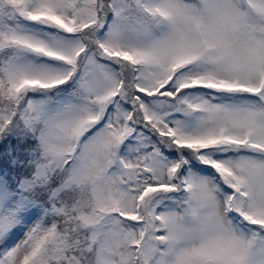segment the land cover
Here are the masks:
<instances>
[{
	"label": "snow or ice",
	"instance_id": "1",
	"mask_svg": "<svg viewBox=\"0 0 264 264\" xmlns=\"http://www.w3.org/2000/svg\"><path fill=\"white\" fill-rule=\"evenodd\" d=\"M0 264H264V0H0Z\"/></svg>",
	"mask_w": 264,
	"mask_h": 264
}]
</instances>
